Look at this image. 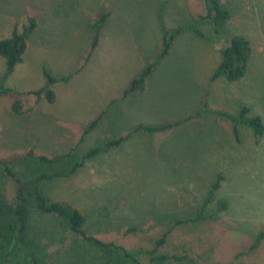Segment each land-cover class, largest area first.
I'll use <instances>...</instances> for the list:
<instances>
[{"label": "rangeland", "instance_id": "1", "mask_svg": "<svg viewBox=\"0 0 264 264\" xmlns=\"http://www.w3.org/2000/svg\"><path fill=\"white\" fill-rule=\"evenodd\" d=\"M219 1L230 16L215 24L199 18L204 0H0V39L36 20L23 61L5 79L0 56V160L24 177L49 174L41 193L79 209L88 234L141 250L139 264H264L262 239L255 244L264 231V132L240 124L235 135L231 121L205 112L247 106L264 124V0ZM98 12L107 18L91 50ZM176 28L157 60L163 34ZM234 35L249 41L245 75L211 80ZM149 63L144 87L125 94ZM44 69L69 77L51 85L52 102L28 94L45 85ZM16 92L20 113L11 109ZM14 201V184L0 171V207ZM166 231L152 256L168 257L153 260L146 251ZM10 240H0V264H34ZM26 241L37 264H126L33 207Z\"/></svg>", "mask_w": 264, "mask_h": 264}, {"label": "trees", "instance_id": "2", "mask_svg": "<svg viewBox=\"0 0 264 264\" xmlns=\"http://www.w3.org/2000/svg\"><path fill=\"white\" fill-rule=\"evenodd\" d=\"M204 2L205 13L199 16L201 20H208L214 22L215 24H219L229 18L230 13L228 9H226L219 0H204ZM106 18L107 14H104L103 12H98L96 15V20L94 22L96 31L91 43V50H93L98 43L99 32ZM35 27L36 20L30 17L29 23L23 28L21 32H19L17 28H14L9 37L0 39V56L5 61V72L2 76V79H5L8 75H10L13 72L14 67L23 61V55L27 47V39ZM180 30L181 28H176L173 32L166 31L163 34L160 50L156 58L157 60L162 59L168 54L169 48ZM249 56L250 45L248 39L242 35H234L231 37L228 46L222 50L221 60L213 71L211 80L223 77L229 82H234L241 79L246 73ZM153 65V63L147 64L136 77L132 78L128 86L125 88L124 93L128 94L130 92L142 89L144 87L145 79L149 75ZM43 75L46 79L45 85L38 90L28 92V94L35 95L37 98L36 101L39 100L42 95H44L49 102H52L54 100V93L50 88L51 85L59 81L65 82L69 79V77H55L51 75L46 69L43 70ZM6 92H8V90H6ZM21 101L22 98L20 93L16 92L15 99L11 105L13 112L20 113ZM205 112L215 114L231 121L235 135H237L238 126L240 124L250 127L255 135H262L264 132V124L261 117L258 115H249V108L247 106L240 107L235 113L217 111L208 108H206ZM97 120L98 118L93 120L85 129L84 133L90 131L97 123ZM169 126L170 125L158 127L149 126L146 129L149 131H162ZM96 152H98V149H92L86 153L79 162L73 164L72 167H70L69 172L72 173L77 168L81 167L84 163V160ZM30 157L38 159L40 162H52V159H49L44 155L34 156V154L31 152L27 153V158ZM0 171L14 184L15 188L14 204L8 209L0 207V240L5 239L6 237L8 240L11 239L10 241L12 242V250H17L28 256L34 264L38 263L37 250L33 246L29 245L26 241L28 233L29 210L30 207H33L42 214H50L58 217L62 222H64L72 234L80 237L90 245L113 250V252L118 253L124 259H126V264H139L137 255L141 252V250H129L122 245L116 244L114 242H104L99 238L88 234L84 229V224L86 221L85 216L79 209L66 202L52 200L41 193L39 182L43 179L51 177L49 174L37 173L31 174L27 177L21 176L13 169L12 160L10 159L0 160ZM220 180L221 176L219 175L217 180L211 186L210 193L206 198V202L209 201L210 195L213 193V191L218 188ZM24 184L28 185V189L24 188ZM219 206L222 209L226 208V204L224 202H221ZM4 212L7 213L5 216ZM166 234L167 231L155 241V246L153 249L146 251V253L151 255L153 260H163L168 257L163 254L152 256L156 249L164 243ZM263 237L264 231L259 232L256 236L255 244L258 243ZM1 245L2 243L0 242V247ZM10 262L11 259H8L7 264Z\"/></svg>", "mask_w": 264, "mask_h": 264}, {"label": "crops", "instance_id": "3", "mask_svg": "<svg viewBox=\"0 0 264 264\" xmlns=\"http://www.w3.org/2000/svg\"><path fill=\"white\" fill-rule=\"evenodd\" d=\"M259 232H261V231H259ZM259 232H258V233H259ZM258 233H257V234H258ZM256 236H257V235H256ZM255 240H256V238H255ZM260 240H261V239H260ZM261 245H264V237H263L262 240H261Z\"/></svg>", "mask_w": 264, "mask_h": 264}]
</instances>
